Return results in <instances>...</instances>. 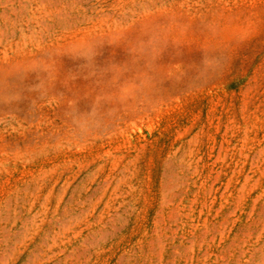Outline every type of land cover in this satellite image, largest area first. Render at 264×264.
I'll return each instance as SVG.
<instances>
[{"label":"rangeland","instance_id":"374dc122","mask_svg":"<svg viewBox=\"0 0 264 264\" xmlns=\"http://www.w3.org/2000/svg\"><path fill=\"white\" fill-rule=\"evenodd\" d=\"M0 264H264V0H0Z\"/></svg>","mask_w":264,"mask_h":264}]
</instances>
